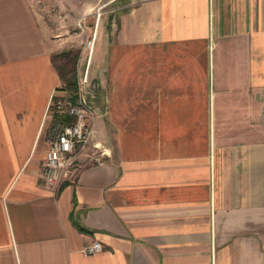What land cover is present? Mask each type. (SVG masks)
I'll use <instances>...</instances> for the list:
<instances>
[{"label": "crops", "instance_id": "0c3cea01", "mask_svg": "<svg viewBox=\"0 0 264 264\" xmlns=\"http://www.w3.org/2000/svg\"><path fill=\"white\" fill-rule=\"evenodd\" d=\"M120 1L78 50L92 132L52 188L70 36L0 0V264H264V0Z\"/></svg>", "mask_w": 264, "mask_h": 264}, {"label": "built area", "instance_id": "2783aa9c", "mask_svg": "<svg viewBox=\"0 0 264 264\" xmlns=\"http://www.w3.org/2000/svg\"><path fill=\"white\" fill-rule=\"evenodd\" d=\"M96 29L85 40L84 47L90 52ZM80 84V83H78ZM51 123L45 133L47 147L40 169L43 181L56 188L62 178L68 177L72 168L81 162L86 144L90 139L93 106L85 93L77 85L74 93L63 92L54 95L48 103ZM91 158L97 159L92 156ZM102 248L99 241L93 240L83 244L79 251L90 255Z\"/></svg>", "mask_w": 264, "mask_h": 264}, {"label": "rangeland", "instance_id": "374dc122", "mask_svg": "<svg viewBox=\"0 0 264 264\" xmlns=\"http://www.w3.org/2000/svg\"><path fill=\"white\" fill-rule=\"evenodd\" d=\"M32 1L36 4L42 18L50 25L53 33L70 36L66 47L52 53V61L58 73L60 72L64 77H70L74 67L78 80V76H82V73H78V57L74 59L73 55L78 54L79 48L86 49L84 43L95 29V18L106 19L108 14L115 12L122 2L120 0H95L91 4L85 1L86 5L78 9L76 5L80 0ZM78 83L79 81L77 85Z\"/></svg>", "mask_w": 264, "mask_h": 264}, {"label": "trees", "instance_id": "16d2710c", "mask_svg": "<svg viewBox=\"0 0 264 264\" xmlns=\"http://www.w3.org/2000/svg\"><path fill=\"white\" fill-rule=\"evenodd\" d=\"M77 57H78L77 53L73 55L74 59H76ZM71 71L72 73L70 77H64L60 72L58 73V75L62 82V86L69 92L74 93L77 90V78H76L77 74H76V70L74 67L72 68Z\"/></svg>", "mask_w": 264, "mask_h": 264}]
</instances>
